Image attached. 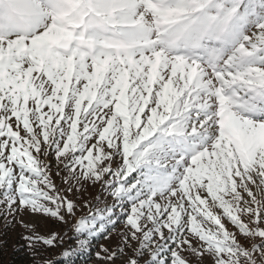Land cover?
<instances>
[{
  "label": "snow or ice",
  "instance_id": "obj_1",
  "mask_svg": "<svg viewBox=\"0 0 264 264\" xmlns=\"http://www.w3.org/2000/svg\"><path fill=\"white\" fill-rule=\"evenodd\" d=\"M25 214L102 264H264V0H0V221L64 243Z\"/></svg>",
  "mask_w": 264,
  "mask_h": 264
},
{
  "label": "rangeland",
  "instance_id": "obj_2",
  "mask_svg": "<svg viewBox=\"0 0 264 264\" xmlns=\"http://www.w3.org/2000/svg\"><path fill=\"white\" fill-rule=\"evenodd\" d=\"M53 164H55L54 161H53ZM56 182L58 185L61 183L59 178H56ZM89 193H91V196L94 197L95 195L98 194V188H90ZM87 214H88V209H84L82 212H77L78 217L79 216H86ZM23 219L25 221H32V220L36 219L38 221L37 230L39 231V233L41 235H47L51 232H58V233H62V234L66 233L65 240H64V243L62 245L57 246L55 248L44 249L40 255L35 257V260H32V259L29 260L30 264H36V262H40V264H42V262H44L43 261L44 257H49V258H51V260L55 261L58 253L63 252L66 249H72V248L74 249L75 248L76 239H75L74 233L70 230L71 224H73L75 222L74 219L70 220L68 224H64V223H61V222L53 220V219L33 218L27 214H25ZM228 227L230 230H232L231 225H228ZM1 234H2V240H0V250H5V249H8L9 247L13 249V248L22 247V246L29 249L26 246V242L22 239V236L26 235L27 233L25 232V229L23 227H21L20 224L17 223L10 228H5L3 225V222L0 221V235ZM6 238H7V240L11 239V241H13L15 246L6 245V243H5ZM115 242H116L115 236H113L111 238V241L102 239L101 242L99 243V247H98L97 252L100 251V245L101 244L109 245V244H115ZM41 248H43V246H41ZM94 259L95 260H93L92 262H89L87 264H102V261H100L96 258V254H95ZM117 264H119V261H117Z\"/></svg>",
  "mask_w": 264,
  "mask_h": 264
},
{
  "label": "trees",
  "instance_id": "obj_3",
  "mask_svg": "<svg viewBox=\"0 0 264 264\" xmlns=\"http://www.w3.org/2000/svg\"><path fill=\"white\" fill-rule=\"evenodd\" d=\"M103 238L97 239L92 242L88 250H79L77 245L73 250L70 257L64 258L62 253L57 254L54 264H87L95 260V254L97 253L99 243ZM0 240H2V234L0 235ZM6 245L15 246L11 239H5ZM33 252L25 247L8 248L5 250H0V264H30L29 260H35ZM43 259L51 260L49 257H44ZM38 261V260H37ZM44 261V260H43ZM32 262V261H31ZM40 264V262H36ZM43 264V262H42Z\"/></svg>",
  "mask_w": 264,
  "mask_h": 264
}]
</instances>
